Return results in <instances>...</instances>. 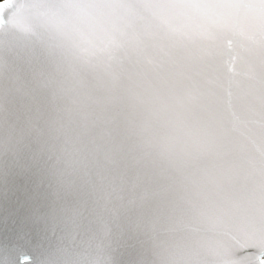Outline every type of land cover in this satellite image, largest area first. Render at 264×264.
I'll use <instances>...</instances> for the list:
<instances>
[{
  "label": "snow or ice",
  "instance_id": "1",
  "mask_svg": "<svg viewBox=\"0 0 264 264\" xmlns=\"http://www.w3.org/2000/svg\"><path fill=\"white\" fill-rule=\"evenodd\" d=\"M6 2L0 175L84 168L65 264H264V0Z\"/></svg>",
  "mask_w": 264,
  "mask_h": 264
},
{
  "label": "water",
  "instance_id": "2",
  "mask_svg": "<svg viewBox=\"0 0 264 264\" xmlns=\"http://www.w3.org/2000/svg\"><path fill=\"white\" fill-rule=\"evenodd\" d=\"M15 8L8 2L0 8L5 21ZM252 62L246 57L240 65L241 92L252 90L254 82L243 75ZM87 179L84 168L76 164H70L60 178L43 173L27 178L0 175V264H65L91 251L88 241L100 222L81 213ZM259 251L253 247L248 254L255 258Z\"/></svg>",
  "mask_w": 264,
  "mask_h": 264
}]
</instances>
